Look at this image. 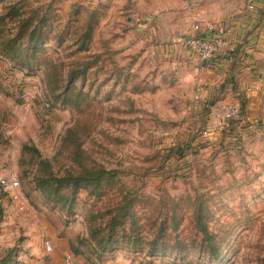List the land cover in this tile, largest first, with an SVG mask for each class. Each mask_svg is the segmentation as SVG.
Listing matches in <instances>:
<instances>
[{
    "label": "rangeland",
    "instance_id": "rangeland-1",
    "mask_svg": "<svg viewBox=\"0 0 264 264\" xmlns=\"http://www.w3.org/2000/svg\"><path fill=\"white\" fill-rule=\"evenodd\" d=\"M222 17V0H0V173L18 175L23 205L0 197V264H264V83L200 97L192 80L200 72L187 74L169 51L173 33ZM87 63L86 80L74 82L79 100L56 98L51 65L64 85L69 68ZM220 101L238 103L239 115L214 120L209 107ZM42 161L55 176L101 167L113 184L75 196L61 188L71 198L64 206L36 186ZM128 198L125 224L141 226L139 251L99 256L88 240L100 223L88 218ZM200 205L214 254L196 232Z\"/></svg>",
    "mask_w": 264,
    "mask_h": 264
},
{
    "label": "trees",
    "instance_id": "trees-1",
    "mask_svg": "<svg viewBox=\"0 0 264 264\" xmlns=\"http://www.w3.org/2000/svg\"><path fill=\"white\" fill-rule=\"evenodd\" d=\"M31 24V26H27V30L29 28L31 31V34H27V36L30 37L29 40L31 41V45L29 44V47L27 48H30L32 50L31 52H35L37 51L36 47L39 43L38 37H40V29L38 22H36L34 19L31 21ZM84 27H86L84 33L80 34L79 38L77 39L79 50L83 51L87 49V43L92 36V25H90L89 21ZM41 32V38L46 42V40H44L46 39V36L43 33V29ZM20 37L23 36L21 35ZM11 48H14V46H11ZM15 50L16 48L14 51ZM89 64L90 63H87L85 66L73 65V67L69 68L65 74L66 83L64 85L61 84L62 79L56 73L62 72L61 68L56 64L51 65L50 70L46 73L47 83L51 87L52 93L55 94L56 98L63 97L64 100H67L73 96L76 100H79L77 96L80 95V92L78 91L77 96H75L73 92L75 86L74 82L78 78L82 79L83 81L86 80L87 70L90 68ZM71 83L73 84L71 85ZM81 164L82 163H77V165ZM40 166L43 171H41L42 175L36 179V186L45 196H52V198L57 202H63L64 206H66L67 202L71 199L69 198V193H74L75 196V193L79 188H89L91 193H100L104 188L107 186H112L113 184L112 177L114 175L101 167L83 165L78 170H75L74 168L75 171H73V167H71L70 169L72 170L65 171V173L61 176H55L51 173V171H48L51 166L48 161H42ZM61 188L66 189L69 193L61 192ZM132 209V199L128 198L124 199L123 202L116 203L105 213L90 214L88 218L90 223H100L98 226L89 225L88 240L89 245L91 244L92 246L96 247L99 252H102L99 256H102L104 252L114 250L116 251L117 248L120 250L121 248L124 249L123 247H132L130 249L139 251V249L136 250V247L139 240L137 237H139L140 233L142 232L141 226L137 225L134 220H132L131 224L129 225L125 224L127 218L132 219ZM207 213L208 212L204 209V207L200 205L193 211V220L195 228L197 229L196 232L198 235H200V239L204 241L207 250L214 254L216 253L219 245L216 241L215 235L208 230L206 222L207 218H205ZM104 214L108 215L106 221H103V216H101ZM98 218L99 221H97ZM161 224H163V221ZM212 256L216 258L218 255Z\"/></svg>",
    "mask_w": 264,
    "mask_h": 264
},
{
    "label": "crops",
    "instance_id": "crops-1",
    "mask_svg": "<svg viewBox=\"0 0 264 264\" xmlns=\"http://www.w3.org/2000/svg\"><path fill=\"white\" fill-rule=\"evenodd\" d=\"M249 4L253 5L252 9L248 7ZM222 10L223 17L220 20L203 21L211 22L223 31L227 42L213 65H203L192 52L177 44L176 33H173V43L169 49L173 51L174 57L178 52V55H182L180 69L184 68L191 75L200 72L198 78L192 79L193 87L204 98L229 94L235 86L240 89L244 85L264 83V0H222ZM188 32L190 28L187 26L184 35ZM231 46L235 50L228 54L227 48ZM76 262L88 264L78 257Z\"/></svg>",
    "mask_w": 264,
    "mask_h": 264
},
{
    "label": "built area",
    "instance_id": "built-area-1",
    "mask_svg": "<svg viewBox=\"0 0 264 264\" xmlns=\"http://www.w3.org/2000/svg\"><path fill=\"white\" fill-rule=\"evenodd\" d=\"M248 7L252 9L253 5L249 4ZM178 41L182 47L192 52L198 61L205 66H211L216 62L227 43L223 31L217 29L211 22L201 23L198 21H193L190 24V32L178 39ZM234 50V46L227 48L228 54H231ZM209 108L212 118L218 121H230L240 113L239 104L233 101H220L210 105ZM207 132L206 129L201 131L202 135H207ZM20 188V180L16 173L12 171L0 173V196L5 194L10 196L22 208L23 205L19 197ZM73 258L70 253L66 255L67 261H72Z\"/></svg>",
    "mask_w": 264,
    "mask_h": 264
}]
</instances>
